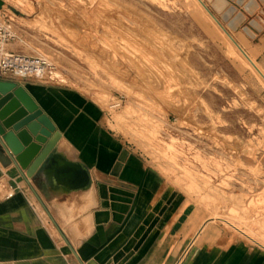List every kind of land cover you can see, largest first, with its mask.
<instances>
[{
  "label": "rangeland",
  "instance_id": "374dc122",
  "mask_svg": "<svg viewBox=\"0 0 264 264\" xmlns=\"http://www.w3.org/2000/svg\"><path fill=\"white\" fill-rule=\"evenodd\" d=\"M2 1L16 35L7 47L44 57L50 79L99 104L236 264H263L264 80L210 21L189 0ZM204 2L264 74L248 6Z\"/></svg>",
  "mask_w": 264,
  "mask_h": 264
},
{
  "label": "crops",
  "instance_id": "0c3cea01",
  "mask_svg": "<svg viewBox=\"0 0 264 264\" xmlns=\"http://www.w3.org/2000/svg\"><path fill=\"white\" fill-rule=\"evenodd\" d=\"M233 3L255 16L254 49L263 50L264 0ZM1 81L26 91L57 142L29 182L0 158V264H236L208 237L209 222L112 131L99 104L52 79ZM71 166L86 171V188L61 182Z\"/></svg>",
  "mask_w": 264,
  "mask_h": 264
},
{
  "label": "water",
  "instance_id": "95a60500",
  "mask_svg": "<svg viewBox=\"0 0 264 264\" xmlns=\"http://www.w3.org/2000/svg\"><path fill=\"white\" fill-rule=\"evenodd\" d=\"M197 1L264 80L262 72L249 59L211 9L202 0ZM2 5L3 1L0 0V7ZM54 132V127L48 118L42 114L21 86H17L14 82L0 80L1 159L12 162L20 175L28 181V178L34 176L41 164L48 162L53 153L57 142V136H52ZM60 178L68 189L88 186L87 173L78 166H71V170L61 173Z\"/></svg>",
  "mask_w": 264,
  "mask_h": 264
},
{
  "label": "built area",
  "instance_id": "2783aa9c",
  "mask_svg": "<svg viewBox=\"0 0 264 264\" xmlns=\"http://www.w3.org/2000/svg\"><path fill=\"white\" fill-rule=\"evenodd\" d=\"M16 37L12 29L11 19L7 12L0 7V80L12 79L15 82L24 80L45 81L50 79L52 70L51 63L42 56L12 51L6 48L7 44ZM51 80V79H50ZM122 100L116 99L110 108L120 107ZM12 187L5 197H10L13 193Z\"/></svg>",
  "mask_w": 264,
  "mask_h": 264
},
{
  "label": "bare ground",
  "instance_id": "6f19581e",
  "mask_svg": "<svg viewBox=\"0 0 264 264\" xmlns=\"http://www.w3.org/2000/svg\"><path fill=\"white\" fill-rule=\"evenodd\" d=\"M9 1V0H8ZM13 2H15V3H20L19 1H16V0H12ZM193 5H194V7H196L201 13H202V15H204V17L206 18V19H208L209 21H210V23L215 27V29L217 30V32L221 35V37L223 38V40L225 41V43L227 44V47H228V49H229V51L232 53V54H234V55H236L239 59H240V61L245 65V66H247V65H251L250 63H249V61L241 54V52L239 51V49H237L236 47H235V45L230 41V39L227 37V35L223 32V30L220 28V26L215 22V20L211 17V15H209L206 11H205V9L200 5V3L197 1V0H189ZM203 2H204V0H202ZM206 4V3H205ZM217 4H218V1H217ZM230 25L232 26V27H234L235 26V21L233 20L231 23H230ZM236 41V40H235ZM237 42V41H236ZM240 46V45H239ZM241 47V46H240ZM242 48V47H241ZM243 49V48H242ZM245 52V51H244ZM246 53V52H245ZM247 54V56L249 57V59L254 63V60H253V58L248 54V53H246ZM255 64V63H254ZM256 65V64H255ZM252 66V65H251ZM253 67V66H252ZM256 67L262 72V70L256 65ZM253 69H254V67H253ZM254 71L256 72V73H258L255 69H254ZM259 74V73H258ZM263 74V73H262ZM264 75V74H263ZM262 78V77H261ZM252 198V197H251ZM227 222V224H228V226H230L231 228H233V229H235V230H237L238 232H240V234H243V235H245V236H247L248 237V239L250 238L251 240H254L252 237L253 236H251L250 234H248L246 231H243V230H241V229H239L238 228V226H236L234 223H232L231 221L229 222V221H226Z\"/></svg>",
  "mask_w": 264,
  "mask_h": 264
}]
</instances>
